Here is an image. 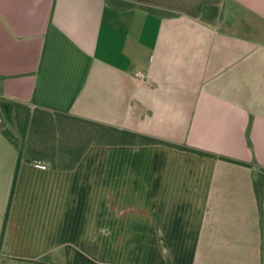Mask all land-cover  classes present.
I'll list each match as a JSON object with an SVG mask.
<instances>
[{"label": "crops", "instance_id": "crops-1", "mask_svg": "<svg viewBox=\"0 0 264 264\" xmlns=\"http://www.w3.org/2000/svg\"><path fill=\"white\" fill-rule=\"evenodd\" d=\"M115 1L0 0V264H263L264 0ZM14 105L156 143L20 148L10 199Z\"/></svg>", "mask_w": 264, "mask_h": 264}, {"label": "trees", "instance_id": "trees-1", "mask_svg": "<svg viewBox=\"0 0 264 264\" xmlns=\"http://www.w3.org/2000/svg\"><path fill=\"white\" fill-rule=\"evenodd\" d=\"M106 3L111 4L113 6H117V3L115 0H105ZM120 8H128L133 6L132 4H120L118 5ZM147 9V11L153 13V14H157L158 12L156 10H153L151 8H145ZM15 107V111H14V127L17 128L19 136L21 139H29V135L28 134V127L30 126L31 123L34 122V118L37 117L36 119L40 122L41 125H43V116H48V113H37L36 111L33 113H30V111L20 105H14ZM71 125H69L68 128H70ZM74 130H76V126H71ZM78 127V126H77ZM98 128V136L100 138H98V140H102V139H106L105 142L107 143H103V144H110V143H115V142H119V143H134L135 140H137L138 143L140 144H144V143H156V141L148 139V138H143V137H138L137 135L134 134H130V133H126V132H119L114 128L111 127H106V126H99ZM10 129L9 127H7V129L5 131H3L4 135L8 138V140L14 144V146L18 149L19 151V156H18V160H17V165H16V169H15V173H14V178H13V182H12V188H11V192H10V199L12 198V194H13V189H14V184H15V180H16V176H17V172H18V165H19V161H20V157H21V152L22 150L24 151V153H26L27 155L30 156H34L35 154H41L43 156H47V157H55L56 156V151L59 150V153L61 152H65V154H69L70 155V163L71 165H69L68 167H64L65 169H71L74 167L75 163L77 162V159L79 157V155H81V151L78 152V150L75 149V142H80L79 138L75 136L74 139H71L72 137H70V140H68L66 142V144L62 143L61 147H57V148H53L50 150V153L48 155H44L42 153V149L37 148L36 144L37 141L32 143V144H26V142H23L18 140H16L15 138V134L13 135L12 133H10V131L8 130ZM28 136V137H27ZM76 137V138H75ZM66 141V140H64ZM36 143V144H35ZM81 143V142H80ZM35 144V145H33ZM90 143L87 144H80L81 146V150L82 147L88 146ZM20 148L22 150H20ZM78 148V147H77ZM78 153V154H76ZM77 155V156H76ZM76 156V157H75ZM228 161V160H227ZM263 181H264V172L261 173H255L253 175V189H254V194H255V198H256V202H257V207H258V211H259V215L260 218L262 219L263 217V210H262V189H263ZM161 241V240H160ZM161 247L163 249V244L161 243ZM263 264H264V255H263Z\"/></svg>", "mask_w": 264, "mask_h": 264}, {"label": "rangeland", "instance_id": "rangeland-1", "mask_svg": "<svg viewBox=\"0 0 264 264\" xmlns=\"http://www.w3.org/2000/svg\"><path fill=\"white\" fill-rule=\"evenodd\" d=\"M37 117H35L34 122L30 124V126L28 127V134L29 135V139H21L18 133V130L16 127H9L10 129H8L10 131V133H12L13 135L15 134V139L18 141H22L26 142V144L30 145L34 142L37 141V148L42 149V153L44 155H48L50 153V150L53 148H57V147H61V144L64 143L66 144V142L68 140H70V137L75 136L76 137H80L79 140L81 142V144H87V143H91V142H95L96 140H98V138H100L98 136L97 131L95 130H90L89 128H82L80 127L78 124L77 125H73L74 123L70 122L71 126H76V130H79V136L77 135V132H74L75 130L70 126V128L68 127H63L60 123L66 122L67 120L65 118H61L58 116H54L51 113H49L48 116H43V125L40 124V122L36 119ZM79 126V127H77ZM83 129V131L81 130ZM28 137V136H27ZM75 137V138H76ZM71 139H74V137H72ZM66 140V141H64ZM106 139H100V141L102 143H107L105 142ZM33 144V145H35ZM78 142H76L75 145H77ZM59 151V150H58ZM56 153L59 154V152L56 151Z\"/></svg>", "mask_w": 264, "mask_h": 264}, {"label": "built area", "instance_id": "built-area-1", "mask_svg": "<svg viewBox=\"0 0 264 264\" xmlns=\"http://www.w3.org/2000/svg\"><path fill=\"white\" fill-rule=\"evenodd\" d=\"M138 77L142 79V75L141 74H138ZM1 120H0V128H1Z\"/></svg>", "mask_w": 264, "mask_h": 264}]
</instances>
